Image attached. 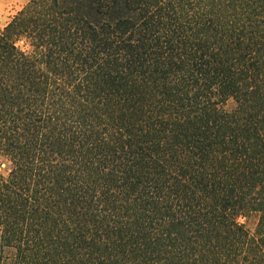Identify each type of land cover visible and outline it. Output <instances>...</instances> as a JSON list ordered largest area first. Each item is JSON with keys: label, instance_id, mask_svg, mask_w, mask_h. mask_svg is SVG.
Returning a JSON list of instances; mask_svg holds the SVG:
<instances>
[{"label": "trees", "instance_id": "16d2710c", "mask_svg": "<svg viewBox=\"0 0 264 264\" xmlns=\"http://www.w3.org/2000/svg\"><path fill=\"white\" fill-rule=\"evenodd\" d=\"M0 264H264V0H27Z\"/></svg>", "mask_w": 264, "mask_h": 264}, {"label": "rangeland", "instance_id": "374dc122", "mask_svg": "<svg viewBox=\"0 0 264 264\" xmlns=\"http://www.w3.org/2000/svg\"><path fill=\"white\" fill-rule=\"evenodd\" d=\"M27 0H0V29L10 21Z\"/></svg>", "mask_w": 264, "mask_h": 264}]
</instances>
